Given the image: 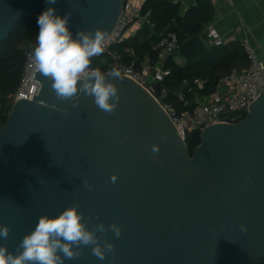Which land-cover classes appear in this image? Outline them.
I'll use <instances>...</instances> for the list:
<instances>
[{
  "label": "water",
  "instance_id": "water-1",
  "mask_svg": "<svg viewBox=\"0 0 264 264\" xmlns=\"http://www.w3.org/2000/svg\"><path fill=\"white\" fill-rule=\"evenodd\" d=\"M124 1L0 0V42L48 7L71 11L74 36L96 28L108 36ZM192 41L209 50L200 35ZM121 77L119 104L106 113L86 95L75 106L58 100L34 71L39 93L15 101L0 129V226L10 228L0 244L15 253L41 215L75 203L89 230L105 225L96 235L115 250L99 260L81 246L64 264H264V90L239 121L205 127L191 154L162 103Z\"/></svg>",
  "mask_w": 264,
  "mask_h": 264
},
{
  "label": "clouds",
  "instance_id": "clouds-1",
  "mask_svg": "<svg viewBox=\"0 0 264 264\" xmlns=\"http://www.w3.org/2000/svg\"><path fill=\"white\" fill-rule=\"evenodd\" d=\"M57 0H47L54 5ZM71 11L63 16L56 13L55 8L48 7L37 18L38 33L32 49V59L36 71L51 81V89L60 101L78 103L81 95L93 98L95 105L106 113H112L120 101L119 90L114 80H121L118 68L113 67L108 73L99 68H91V58L104 51L107 32L101 28L93 31H78L75 36L70 30ZM111 78V79H110ZM153 152H158L155 145ZM116 175L111 176L115 183ZM84 187L91 189L87 181ZM79 205L72 204L58 215L43 214L39 217L34 229L26 234L15 253L8 250L7 245L0 244V264H64V260L78 258L81 246H91L92 254L104 260L107 253L114 252V245L107 241L102 245L97 232L106 231L100 223L89 230L83 221V213L78 211ZM241 231L246 226L241 225ZM111 230L117 237L121 228L113 223ZM10 228L0 226V238L7 239Z\"/></svg>",
  "mask_w": 264,
  "mask_h": 264
},
{
  "label": "trees",
  "instance_id": "trees-1",
  "mask_svg": "<svg viewBox=\"0 0 264 264\" xmlns=\"http://www.w3.org/2000/svg\"><path fill=\"white\" fill-rule=\"evenodd\" d=\"M141 13L147 15V19L141 23L137 32L115 43L111 48L121 55V60L125 63L129 64L133 59H138L139 67L146 58L154 62L158 59V50L154 45L166 34L167 29L176 33L179 52L186 58V63H177L173 56L166 60L165 66L170 69V74L158 82L156 94L164 105L171 103L178 110L183 109L176 92L183 87L185 80L193 82L196 79H206L207 85L200 92L209 93L216 88L218 80L232 68H241L248 63L240 41L209 46V50L205 52L196 48L192 38L201 35L205 25L214 17L210 0H198L185 12L182 11L180 3L174 0H145ZM39 15L18 21L7 39L0 42V102L5 101L20 84L26 53L35 46L39 31L36 21ZM179 17H182V20L175 29L172 28V24ZM107 59L108 56H104L94 61L93 65L104 72L109 69ZM163 89L168 91L167 96L162 95ZM185 95L192 101L193 93L186 92ZM6 119L7 117L4 118V123ZM200 133V130H195L186 135L185 141L191 154L201 141Z\"/></svg>",
  "mask_w": 264,
  "mask_h": 264
},
{
  "label": "built area",
  "instance_id": "built-area-1",
  "mask_svg": "<svg viewBox=\"0 0 264 264\" xmlns=\"http://www.w3.org/2000/svg\"><path fill=\"white\" fill-rule=\"evenodd\" d=\"M144 1H124L119 19L103 45V53L91 58V68H98L93 65V62L108 56L109 69L106 71H110L113 67L118 68L121 74L139 82L160 101L156 95L157 84L170 74V69L165 66L166 60L173 56L177 63L181 65L186 63V58L179 52L176 33L168 32L154 45V48L158 50V59L155 62L146 58L139 67L137 66L138 59H133L129 64L125 63L121 60V55L112 51L111 48L115 43L134 35L141 23L147 19V15L141 13ZM205 31L210 46H220L226 43L213 25H209ZM240 44L247 57L246 66L232 68L218 80L216 88L209 93L200 92L207 85L206 79H196L193 82L185 80L183 87L187 86L186 91L184 92L182 87L176 92L183 104L182 110H178L171 103L162 104L184 139L188 132L202 131L211 124L239 121L248 113L251 104L264 90V60L258 56L256 49L248 39L241 40ZM35 70L31 49L26 53L23 74L17 90L9 94L5 101L0 102V129L5 124L4 118L8 117L15 101L21 97L33 99L39 93L41 84L33 78ZM186 92L193 93L192 101L186 97ZM162 95L167 96L168 91L163 89Z\"/></svg>",
  "mask_w": 264,
  "mask_h": 264
},
{
  "label": "crops",
  "instance_id": "crops-1",
  "mask_svg": "<svg viewBox=\"0 0 264 264\" xmlns=\"http://www.w3.org/2000/svg\"><path fill=\"white\" fill-rule=\"evenodd\" d=\"M185 12L198 0H174ZM214 8V17L204 27L200 35L210 46L205 29L213 25L228 41L248 39L264 60V0H210Z\"/></svg>",
  "mask_w": 264,
  "mask_h": 264
}]
</instances>
